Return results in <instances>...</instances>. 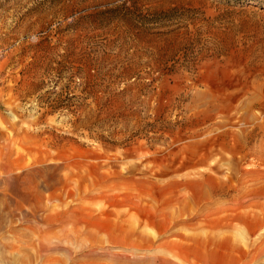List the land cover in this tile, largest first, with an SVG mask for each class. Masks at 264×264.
<instances>
[{
  "label": "rangeland",
  "instance_id": "374dc122",
  "mask_svg": "<svg viewBox=\"0 0 264 264\" xmlns=\"http://www.w3.org/2000/svg\"><path fill=\"white\" fill-rule=\"evenodd\" d=\"M261 3L0 0V264H264Z\"/></svg>",
  "mask_w": 264,
  "mask_h": 264
},
{
  "label": "trees",
  "instance_id": "16d2710c",
  "mask_svg": "<svg viewBox=\"0 0 264 264\" xmlns=\"http://www.w3.org/2000/svg\"><path fill=\"white\" fill-rule=\"evenodd\" d=\"M249 1H253V0H244V2H249ZM261 4H264V3H261ZM263 6V5H262Z\"/></svg>",
  "mask_w": 264,
  "mask_h": 264
}]
</instances>
